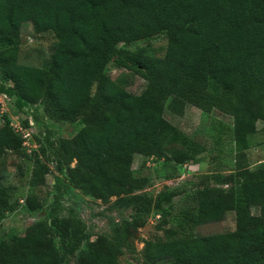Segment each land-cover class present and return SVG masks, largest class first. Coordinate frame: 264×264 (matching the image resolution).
I'll list each match as a JSON object with an SVG mask.
<instances>
[{"label":"trees","instance_id":"trees-1","mask_svg":"<svg viewBox=\"0 0 264 264\" xmlns=\"http://www.w3.org/2000/svg\"><path fill=\"white\" fill-rule=\"evenodd\" d=\"M28 22L56 38L44 68L18 63L21 27ZM161 34L167 40L161 58L119 47ZM111 62L145 81L139 95L107 76ZM0 95L12 98L32 121L39 122L38 104L53 122L80 121L90 142L77 138L78 155L86 158L84 192L100 200L138 192L147 179L134 176L136 154L178 165L194 157L191 140L164 118L171 99L230 117L234 140L243 148L257 122L264 133V0H0ZM20 126L29 129V120ZM23 142L3 116L0 167L8 151L25 153ZM38 151L44 148L28 153L30 187L45 184L47 167ZM245 160L241 149L235 174L222 181L226 190L203 187L195 193L196 225L221 222L233 212L235 230L148 240V264H264V166L250 170ZM61 184L56 177L45 221L0 244V264H68L86 234L78 219L60 216ZM130 202L149 212L153 201L132 195ZM25 204L31 212L43 207L35 195ZM19 206L9 187L0 186V219ZM253 207L259 215L251 213ZM119 254L117 243L100 239L88 245L84 264H118Z\"/></svg>","mask_w":264,"mask_h":264},{"label":"rangeland","instance_id":"rangeland-1","mask_svg":"<svg viewBox=\"0 0 264 264\" xmlns=\"http://www.w3.org/2000/svg\"><path fill=\"white\" fill-rule=\"evenodd\" d=\"M56 41L50 30L37 31L31 22L23 24L18 42V63L35 68L46 67ZM164 35H156L119 47L130 53L141 52L161 58L166 50ZM105 73L111 80L124 84L125 89L139 95L145 81L114 62L108 64ZM0 126L6 116L15 129L20 122L29 120V141L24 145L25 153L8 151L0 167V186H7L19 208L0 219V244L9 242L15 236H22L33 229L38 222L45 221L48 207L55 196L56 177H61L62 218H76L85 229V239L80 247L67 258L68 264H84V252L91 242L107 239L119 245L118 264H148L144 255V244L148 240L208 236L235 230L234 213L228 212L221 222L198 226L194 223L196 213L195 193L203 187L226 190L222 181L235 174L237 154L245 153V165L250 170L264 166V133L262 122H257L256 131L248 136L247 145L239 146L234 140L232 119L219 112L204 113L201 110L175 99L164 109V118L192 142L193 159L183 165L172 161L146 158L136 154L132 170L135 177L147 179L145 187L135 193L118 192L107 195L104 200L84 192L80 185L87 174L85 159L78 155L77 138L83 136L90 145L80 121L57 123L49 120L38 104L39 122L16 108L14 100L0 95ZM48 136L49 144L45 141ZM36 141L30 143L32 137ZM39 146L40 162L46 165L45 184L30 187L29 178L33 167L29 151ZM81 153V152H80ZM58 159L62 168L58 172ZM65 186V187H63ZM29 195L37 196L42 209L31 212L25 204ZM132 195L151 198L149 212H144L130 202ZM251 213L259 215L257 208ZM164 216V217H163ZM165 223H162V219ZM58 243V240L55 239ZM161 264H173L164 262Z\"/></svg>","mask_w":264,"mask_h":264},{"label":"built area","instance_id":"built-area-1","mask_svg":"<svg viewBox=\"0 0 264 264\" xmlns=\"http://www.w3.org/2000/svg\"><path fill=\"white\" fill-rule=\"evenodd\" d=\"M15 130L17 132L21 133L22 138L24 139L23 145H26L27 141H29V138H30L28 129H23V128H21L20 124H18V126L15 128Z\"/></svg>","mask_w":264,"mask_h":264}]
</instances>
